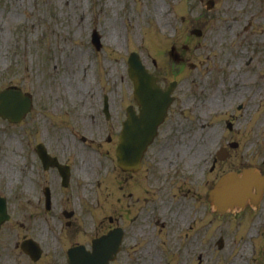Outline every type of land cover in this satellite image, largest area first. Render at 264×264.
<instances>
[{
  "label": "rangeland",
  "instance_id": "374dc122",
  "mask_svg": "<svg viewBox=\"0 0 264 264\" xmlns=\"http://www.w3.org/2000/svg\"><path fill=\"white\" fill-rule=\"evenodd\" d=\"M262 1L215 0L208 9L210 0H0V90L15 85L32 91L38 103L21 125L0 119V164L11 172L6 177L0 166V195L10 199L13 215L0 231V264H28L17 261L21 257H16L14 241L23 235L50 237L44 219L54 220L61 204L75 209L84 204L79 212L87 227L95 219L105 220V232L115 224L126 225L128 240L116 264L125 263L123 254H129L126 264H164L167 256L175 264H261L260 260L264 264V203L256 210L216 213L205 200L203 176L211 151L224 135V119L234 126L228 141L242 146L233 147L232 166L219 163L217 172L224 166L229 170L260 166L263 160ZM176 2H182L179 10ZM195 28L203 31L201 37L190 35ZM95 29L102 43L98 51L92 44ZM160 40L169 43L162 58L155 49ZM172 46L178 60L170 56ZM133 51L149 68L157 69L164 78L159 79L161 86L167 88L173 81L177 86L168 119L146 154L144 171L134 180L142 198L137 204L128 199L133 205L129 208L117 200L126 191L118 193L115 180L124 174L111 154H105L112 145L91 150L92 144L71 136L67 125L75 108L96 109L105 96L116 111L131 102L133 86L127 69ZM212 97L214 105L209 104ZM40 101L54 108L49 103L41 106ZM241 103L244 109L237 111ZM108 127L104 120L94 131L101 137ZM11 132L19 139L9 142L6 133ZM47 134L60 146L68 145L66 158L83 152L82 164L74 157L71 188L64 194L56 191L59 203L52 213L44 203L35 202L43 185L33 184L39 176L42 184L45 175L39 174L42 167L34 156V142L47 139ZM101 169L106 174L100 186L96 178ZM179 180L184 186H177ZM157 186L163 189L158 192ZM96 195L101 197L97 207L92 205ZM221 239L225 243L219 248Z\"/></svg>",
  "mask_w": 264,
  "mask_h": 264
},
{
  "label": "bare ground",
  "instance_id": "6f19581e",
  "mask_svg": "<svg viewBox=\"0 0 264 264\" xmlns=\"http://www.w3.org/2000/svg\"><path fill=\"white\" fill-rule=\"evenodd\" d=\"M68 3H69V2H68ZM68 3H67V4H68ZM67 9H69V8H67ZM209 104H210V105H214V99H213V98L210 100ZM11 160H12V159H11Z\"/></svg>",
  "mask_w": 264,
  "mask_h": 264
}]
</instances>
